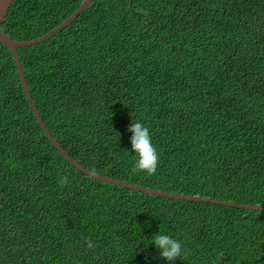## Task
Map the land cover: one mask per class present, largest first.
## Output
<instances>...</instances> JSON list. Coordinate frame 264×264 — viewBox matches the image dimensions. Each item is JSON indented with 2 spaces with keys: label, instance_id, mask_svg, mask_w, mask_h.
I'll return each instance as SVG.
<instances>
[{
  "label": "trees",
  "instance_id": "trees-1",
  "mask_svg": "<svg viewBox=\"0 0 264 264\" xmlns=\"http://www.w3.org/2000/svg\"><path fill=\"white\" fill-rule=\"evenodd\" d=\"M83 1L14 0L0 31L39 38ZM17 52L47 129L85 169L264 206V0H93ZM135 122L157 149L152 176L132 172ZM157 233L182 244L172 264H264V211L150 195L74 168L36 123L0 44V264H167Z\"/></svg>",
  "mask_w": 264,
  "mask_h": 264
},
{
  "label": "water",
  "instance_id": "water-1",
  "mask_svg": "<svg viewBox=\"0 0 264 264\" xmlns=\"http://www.w3.org/2000/svg\"><path fill=\"white\" fill-rule=\"evenodd\" d=\"M14 0H0V27L1 24L3 23L12 3ZM93 0H84L82 4L74 11L69 18H67L65 21H63L61 24L56 26L53 30L50 32L46 33L45 35L29 40V41H23V42H17L12 40L9 36L4 34L3 32L0 31V44L6 47L12 54L15 66H16V71L18 74L19 81L21 83L23 92L27 98L29 107L34 115V118L36 120V123L48 139V141L51 143L53 147L56 148L58 153L62 155L74 168H76L79 171H82L84 174L90 176L91 178L98 180V181H103L109 184L117 185L120 187H125L129 188L132 190H137L143 193H147L150 195H155V196H161V197H166V198H172V199H177V200H184V201H189V202H201V203H208L214 206H220V207H233V208H240V209H245V210H253V211H264V206H257V205H241L237 203H232L229 201H219V200H214V199H209L206 197H201V196H192V195H180V194H174V193H166L158 190H152V189H147L138 185H134L131 183H127L124 181H119L116 179H112L109 177L101 176L94 174L90 172L89 170L85 169L81 165H79L76 161H74L59 145V143L55 140L51 132L47 129L45 123L42 120V117L36 107L35 102L33 101L29 88L27 86L24 72L22 69L20 57L18 55L17 49L18 48H26V47H32L36 46L40 43H43L50 39L51 37L55 36L56 34L60 33L64 28L69 26L91 3Z\"/></svg>",
  "mask_w": 264,
  "mask_h": 264
},
{
  "label": "clouds",
  "instance_id": "clouds-1",
  "mask_svg": "<svg viewBox=\"0 0 264 264\" xmlns=\"http://www.w3.org/2000/svg\"><path fill=\"white\" fill-rule=\"evenodd\" d=\"M128 131L132 133L130 138L131 149L136 156L132 168L133 174L142 172L148 176L154 175L157 171L159 156L157 149L152 144L149 128L140 122H135L131 123ZM68 183L69 178L67 175L61 176L58 180L60 187H64ZM150 241L151 245H154L159 250L160 258L165 260L167 264H172V262L181 258L182 244L177 239L157 233ZM86 245L89 249L94 250V245L90 238L86 240Z\"/></svg>",
  "mask_w": 264,
  "mask_h": 264
}]
</instances>
